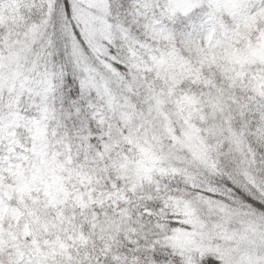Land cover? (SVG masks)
Segmentation results:
<instances>
[{"label": "snow or ice", "instance_id": "obj_1", "mask_svg": "<svg viewBox=\"0 0 264 264\" xmlns=\"http://www.w3.org/2000/svg\"><path fill=\"white\" fill-rule=\"evenodd\" d=\"M0 264H264V0H0Z\"/></svg>", "mask_w": 264, "mask_h": 264}]
</instances>
